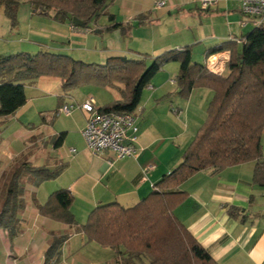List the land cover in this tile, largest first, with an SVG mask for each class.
Listing matches in <instances>:
<instances>
[{
    "label": "crops",
    "instance_id": "crops-1",
    "mask_svg": "<svg viewBox=\"0 0 264 264\" xmlns=\"http://www.w3.org/2000/svg\"><path fill=\"white\" fill-rule=\"evenodd\" d=\"M200 1L114 0L106 12L125 30L110 32L105 31L109 24L106 16L91 22L88 28H73L69 23L33 15L30 8L27 50L104 64L110 57L135 59L147 54L154 58L191 46L192 55L200 62L195 63L203 64L205 52L230 38L242 37L246 28L239 26L243 20L239 0H217L206 11L199 8ZM158 3L164 4L156 7ZM178 70V63L166 64L143 91L133 113L141 117L136 118L139 132L133 158L115 160L110 152L94 156L85 143L78 149L64 151L66 132L53 133L50 142H46L44 135L51 122L44 117L42 128L35 130L31 126L32 99L26 98V104L13 115L0 117V204L8 174L15 165L60 169L57 178L38 186L29 175L21 177L25 209L19 215L15 237L10 238L0 228V264H44L47 247L54 238L63 236L68 238L61 246L60 256L50 264H120L112 250L88 243L74 227L40 216L36 205L45 204L57 190H68L73 197L70 212L80 226L98 205L118 203L131 208L142 201L181 162L204 123L213 97L211 90L198 88L189 98H179L172 78ZM23 84L24 89L34 87L42 94L61 85L56 77H40ZM70 92H60L57 110L66 104L77 105L74 111L82 113L85 125L87 114L79 106L93 98L74 104ZM61 133L64 137L57 147L55 142ZM261 145L264 153V131ZM70 149L75 152L71 154ZM253 171L254 164L247 163L217 175L200 172L179 188L184 194L174 200L173 215L218 264H264V187L252 184ZM231 209L233 216L229 214Z\"/></svg>",
    "mask_w": 264,
    "mask_h": 264
},
{
    "label": "trees",
    "instance_id": "trees-1",
    "mask_svg": "<svg viewBox=\"0 0 264 264\" xmlns=\"http://www.w3.org/2000/svg\"><path fill=\"white\" fill-rule=\"evenodd\" d=\"M28 2L33 15L72 25L75 18L88 28L91 22L106 16L105 31H124L112 14L106 12L114 0H0L4 15L15 28L16 12ZM242 44L227 41L205 52L204 58L219 52L230 53L224 74L209 73L205 64L192 62L191 46L169 50L154 58L145 54L132 59L110 57L104 64H89L67 55L38 52L0 56V117L13 115L26 104L24 82L40 77H56L63 93L79 86L118 90L122 101H116L98 112L134 113L141 95L152 78L170 62L179 70L175 78L177 96L187 99L194 89L206 88L213 97L206 109V119L184 151L181 162L157 182L152 191L131 208L118 203L98 205L78 226L70 212L73 197L68 190L51 193L43 205H36L40 216L54 220L114 252L120 264H218L173 215L174 200L184 194L179 188L204 171L217 175L222 171L254 164L252 184L264 187V153L261 137L264 131V28L252 29L242 36ZM151 63L147 67L146 61ZM56 114V113H55ZM59 134L55 146L62 143ZM59 168L15 165L8 174L0 204V228L10 238L18 234L19 215L25 209L23 175L33 178L34 185L54 180ZM234 210H229L233 216ZM67 236L54 238L44 252V264L60 256ZM118 263V262H117Z\"/></svg>",
    "mask_w": 264,
    "mask_h": 264
},
{
    "label": "built area",
    "instance_id": "built-area-1",
    "mask_svg": "<svg viewBox=\"0 0 264 264\" xmlns=\"http://www.w3.org/2000/svg\"><path fill=\"white\" fill-rule=\"evenodd\" d=\"M163 4L158 3L156 7ZM216 4L217 0H201L199 8L206 11ZM239 10L243 16V20L239 22L241 28H264V0H239ZM71 27L76 28L73 24ZM228 41L241 45L243 38H230ZM229 58L228 51L211 54L204 61L205 68L209 73L220 77L226 70ZM76 108L78 107L73 104H66L55 115H70ZM79 108L87 114L81 135L92 155L100 156L110 152L115 160L135 157L139 128L133 113H100L94 106L93 99L84 102ZM69 152L73 154L75 151L70 149Z\"/></svg>",
    "mask_w": 264,
    "mask_h": 264
},
{
    "label": "rangeland",
    "instance_id": "rangeland-1",
    "mask_svg": "<svg viewBox=\"0 0 264 264\" xmlns=\"http://www.w3.org/2000/svg\"><path fill=\"white\" fill-rule=\"evenodd\" d=\"M30 4L26 1L22 2L16 12V26L15 28L11 27L9 20L4 15L3 7L0 3V56L10 55L16 53H30L35 54L36 52H28V28H27V11L30 9ZM23 11L26 14H23ZM26 15V16H25ZM29 18V17H28ZM252 27L249 26L243 32V35H246L252 31ZM21 42H26L22 44ZM147 55V54H145ZM201 61V60H199ZM192 62L196 61V56L192 55ZM147 67L150 65V61L147 60ZM177 64L176 62H170L169 64ZM168 64V63H167ZM163 70V68L161 69ZM161 70L159 72H161ZM159 72L157 74H159ZM156 74V75H157ZM155 75V76H156ZM155 76L152 78L154 79ZM174 80L175 78L172 77ZM36 90L34 87L27 86L24 89L27 99H32L29 103H33L30 107V123L31 126L37 130L40 127L42 128L43 118H46V122L50 125L49 129L44 135V140L50 142V137L53 133L66 132V137L64 139L62 150L68 151L69 148L73 147L78 149L79 145H84V140L81 135V131L84 125V118L80 111H74L71 116H66L64 114H57L54 119L51 121V115L57 110V105L59 99L57 98L60 95L61 89L55 87L54 89H49L44 94ZM59 91V92H58ZM40 93V94H39ZM72 103L81 104L87 97L94 99V106L96 108H105L108 105L113 104L115 101L122 100L121 95L114 90V88H103L95 86H79L72 89L69 93ZM35 100V101H34ZM34 101V102H33ZM71 103V102H70ZM77 107V105H75ZM42 113V114H41ZM135 115V114H134ZM137 119V114L135 115ZM141 119V117H140ZM206 119V118H205ZM205 121V120H204ZM81 145V146H82Z\"/></svg>",
    "mask_w": 264,
    "mask_h": 264
},
{
    "label": "water",
    "instance_id": "water-1",
    "mask_svg": "<svg viewBox=\"0 0 264 264\" xmlns=\"http://www.w3.org/2000/svg\"><path fill=\"white\" fill-rule=\"evenodd\" d=\"M72 24H73L75 27H82V26H83V23L80 22L79 20L75 19V18L72 20Z\"/></svg>",
    "mask_w": 264,
    "mask_h": 264
}]
</instances>
